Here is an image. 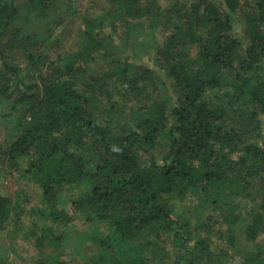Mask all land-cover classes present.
I'll use <instances>...</instances> for the list:
<instances>
[{"label":"trees","instance_id":"16d2710c","mask_svg":"<svg viewBox=\"0 0 264 264\" xmlns=\"http://www.w3.org/2000/svg\"><path fill=\"white\" fill-rule=\"evenodd\" d=\"M80 1L0 0V157L42 192L0 194V264L26 213L56 264H264V0Z\"/></svg>","mask_w":264,"mask_h":264},{"label":"rangeland","instance_id":"374dc122","mask_svg":"<svg viewBox=\"0 0 264 264\" xmlns=\"http://www.w3.org/2000/svg\"><path fill=\"white\" fill-rule=\"evenodd\" d=\"M83 16H87L90 12L89 7L91 6V2L88 0H81L79 4ZM82 26H84V21L79 20L75 26V30L80 29ZM76 35L77 32L74 31V33L70 34L71 42L67 44V46L61 50L60 52H67V48L71 47L75 48L76 43ZM163 39V38H162ZM59 52V53H60ZM6 108V102L0 100V112L2 109L4 110ZM7 128L3 127L1 128V138L2 146H4V139L7 134ZM41 190L37 185H35L33 182H31L28 178V176L25 175V173L19 172L14 168L10 167V164L3 160L2 157H0V194L1 195H7L12 197L14 200L17 198H20L22 207L26 208V210L29 212L32 207L39 208L42 203L41 199ZM20 195V196H18ZM66 207L70 210L71 206L68 201L66 202ZM37 217L35 215H30L29 213H26V215L23 217V224L26 228H16V226L12 224H7L5 230L3 231V241L6 242L8 245L12 247L10 253L15 260L16 264H56L57 260L55 258V255L58 254L57 251L53 252L54 250L52 246H49L48 244L44 243L43 246H36L34 240L30 239L28 236H26V231L29 229L33 224L34 221H36ZM97 226V228H92L91 230H94V232H104L106 234V229H108L107 225ZM75 227L77 232H83L85 228H89L86 223H83L82 221L75 222ZM85 232V231H84ZM240 244L242 247H252L253 245L247 246V243L245 239L240 236ZM259 244H264V238L260 239ZM94 249L92 243L86 244L82 247V250H84L83 253L74 252V249L72 247H68L65 251L66 253L62 256L61 262L62 264H85L84 257L87 255V252L89 253ZM88 256L86 257V259Z\"/></svg>","mask_w":264,"mask_h":264}]
</instances>
